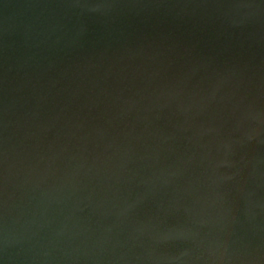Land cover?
<instances>
[{
	"label": "water",
	"instance_id": "obj_1",
	"mask_svg": "<svg viewBox=\"0 0 264 264\" xmlns=\"http://www.w3.org/2000/svg\"><path fill=\"white\" fill-rule=\"evenodd\" d=\"M0 264H264V0H0Z\"/></svg>",
	"mask_w": 264,
	"mask_h": 264
}]
</instances>
